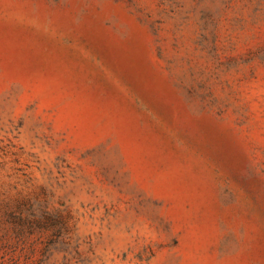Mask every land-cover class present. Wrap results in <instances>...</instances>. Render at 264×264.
<instances>
[{
    "label": "rangeland",
    "instance_id": "obj_1",
    "mask_svg": "<svg viewBox=\"0 0 264 264\" xmlns=\"http://www.w3.org/2000/svg\"><path fill=\"white\" fill-rule=\"evenodd\" d=\"M0 264H264V0H0Z\"/></svg>",
    "mask_w": 264,
    "mask_h": 264
}]
</instances>
